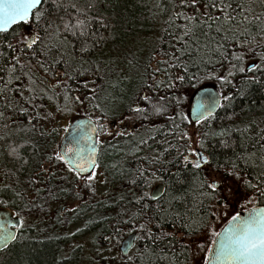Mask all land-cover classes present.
<instances>
[{"label": "snow or ice", "instance_id": "6c2138e0", "mask_svg": "<svg viewBox=\"0 0 264 264\" xmlns=\"http://www.w3.org/2000/svg\"><path fill=\"white\" fill-rule=\"evenodd\" d=\"M110 2L0 0V120L26 122L39 143L51 135L46 124L57 114L87 111L89 106L101 112L96 122L89 118L96 142L87 155L83 147L72 146L45 152L46 162L37 163L38 171L28 178L32 191L4 185L0 205L7 208L2 197L10 190L14 206L27 200L25 215L44 211L56 192L71 191L49 186L56 178L54 169L72 174L77 201L83 199L81 191L94 195L101 167L97 145L104 143L100 134L131 137L125 129L135 132L139 126L156 135L133 145L128 154L136 166L118 170L125 188L113 204L101 202L114 215L102 216L110 219L111 232L93 237L99 245L95 255L103 258L105 242L116 241L120 264H264V207L259 206L264 204V129L239 119L243 108L235 110L237 99L243 103L253 92L264 93V0H168V18L154 37L148 63L142 72L138 69L126 108L108 107L107 97L100 95L120 55L105 52L115 35L99 6ZM201 77L214 81L217 91H205L185 112V87H195L193 81L199 83ZM51 105L54 111H47ZM109 111H119L110 121L116 123L114 131L101 122ZM154 120L161 121L160 127ZM157 136L159 150L149 143H156ZM144 148L149 151L138 155ZM241 200L247 215L235 208ZM78 208L79 203L66 211L75 215ZM13 215L15 221L0 216L5 249L26 224L20 212ZM225 217L227 223L217 231L212 222ZM94 223L99 221L89 219L69 235ZM124 232L127 241L121 239ZM196 253L203 255L196 259Z\"/></svg>", "mask_w": 264, "mask_h": 264}, {"label": "trees", "instance_id": "16d2710c", "mask_svg": "<svg viewBox=\"0 0 264 264\" xmlns=\"http://www.w3.org/2000/svg\"><path fill=\"white\" fill-rule=\"evenodd\" d=\"M80 3L83 5L85 0H80ZM99 7V14L104 16L110 22V30L115 35V39L110 40L107 44L105 49V52L107 53L108 48H122L133 37H152L155 32L160 35V29L163 26L164 21L168 18L172 6L168 3V0H111L110 3L101 4ZM256 10L257 12L260 11L259 5ZM92 14L95 15L96 13ZM95 27L98 28V26ZM99 31L104 32L103 29H99ZM104 34L107 35L106 32H104ZM155 46L156 44L154 47ZM151 55L152 51L149 53L144 64H142V69L143 66L148 63ZM156 59H159V57L157 56ZM155 62V60L152 61L153 65H155ZM118 77L119 75L115 70L111 75L106 76L107 83H104L103 85L105 90L101 92L100 95L102 97L109 95V102H121L123 98V102L125 103V105L123 104V108H126L131 102V97L135 92L137 81L130 86L127 80H117ZM162 78L163 77H161V79ZM193 83L195 84V87H185L184 95L186 99L183 100L185 112H188L189 109L187 105L190 104L193 94L198 89L204 86L216 87L214 81L204 79L203 77H201L199 83H196L195 81H193ZM161 94H163V90L161 91ZM111 97H117L118 99L113 100L114 98L112 99ZM241 108L244 109L243 112H241ZM235 110L241 112L239 119H242L245 122L252 121L254 129H264V93L253 92L248 99L243 101V103L237 99L235 102ZM47 111H54V105L49 106ZM86 112L87 113L84 116H90L93 114L97 117V119H95L96 121L101 117V112L99 110L94 111L91 106L88 107ZM118 115L119 111H109L108 117L102 119L101 122L105 123L108 121H114ZM220 115H223L222 111H220ZM53 123L54 122L46 124L47 130ZM153 124L156 127H160L161 121L154 120ZM28 127L29 126L26 122L0 120V188L7 185V180L11 175L18 176L26 174L27 176L29 172H33V170L37 168V163H44L46 161L47 157L44 155V152H52L55 148V133L52 132V129L55 127L50 128L51 130L49 129L48 131L51 135L41 138L39 143H37L34 134L28 130ZM190 127L191 126H188V130ZM141 130L143 134L147 136L146 139H148L149 136L156 135L155 132L146 128ZM167 139L172 141L171 136H168ZM160 140L161 137L157 136L156 143H152L151 140H149V143L153 149L159 150L158 145ZM172 142L176 143V141ZM13 149H15V153L13 152ZM131 150L132 149H114L111 158L117 163V165L115 168L112 167L111 169L113 182L119 183L122 181L118 170L127 169L129 166L133 168L136 166L134 163V157L128 154ZM148 151L147 148H144L141 153H138V155H144ZM24 161H27V163H24ZM9 192L10 190L5 191L2 197L7 201V206L12 205L10 203L12 200L10 199ZM111 203L113 204V202ZM0 206L4 207L3 205ZM100 213H103L101 208L100 210L97 209L94 211L93 214L94 216H97ZM110 215H114L113 210L110 211ZM54 250L55 248L52 244H30L29 246L22 245L17 249L10 248L4 252H0V264H68L65 260H56ZM103 258L96 255L95 264H101L100 262L104 261ZM183 259L184 257H181V261H183ZM115 260L116 259L114 258L113 261H111L112 264H114L113 262H115Z\"/></svg>", "mask_w": 264, "mask_h": 264}, {"label": "flooded vegetation", "instance_id": "af4514ba", "mask_svg": "<svg viewBox=\"0 0 264 264\" xmlns=\"http://www.w3.org/2000/svg\"><path fill=\"white\" fill-rule=\"evenodd\" d=\"M81 117H89L96 122L93 114ZM108 123H110V121H108ZM111 125L116 126V123H111ZM63 136L64 134L59 135L58 138L55 137V148L52 152L47 151L48 154H52L54 151H60L59 148ZM141 137H144L145 139L147 138L145 135L138 136V139H132V137L113 138L100 134V138L104 143L98 145V158L101 167L98 169V175L96 177L98 182L94 183V195L89 190L81 191L80 195L83 199L77 201L74 193L77 192L78 189L75 181L72 179V174L63 169H54L56 172V178L50 182L49 186L54 187L59 185L62 188L70 187L71 191L66 193L56 192L57 198L49 201V204L45 206L44 211H33L31 215H25L22 209L23 203L27 202L26 199L23 202L17 200L19 206H14L12 202H10L12 205L7 206V208L0 206V208L10 210L13 214L20 212L21 217L26 221L22 234L19 235V238L15 243L11 242L10 248L17 249L22 245L29 246L30 244H52L55 248V258L58 261L65 260L68 264H87L85 260H90L91 257L94 260L96 256V248H98L99 245H94L93 237L98 238L101 233L107 234L111 232L110 219H102L104 214L110 216L111 209L102 207L101 202L105 206L112 204L111 202L118 199L122 189L125 188L123 180L119 183L112 181L111 169L113 165H117V163L111 158L112 153H114V149L116 148L132 149L133 145L139 141ZM34 171H38V169L36 168L33 172ZM33 172H29L27 176L26 174L18 176L11 175L7 180V185L10 189H16L23 192L25 188H28V191L31 192L32 189L28 187V178ZM41 180H44L43 176H41ZM68 182L71 183L69 184ZM153 187L156 188L158 185H154ZM105 193H107V196H105ZM9 194L10 197H12L11 191ZM37 203H43V199H38ZM77 203H79V208L75 215L66 211V209L74 207ZM100 208L103 213L94 216V211L97 209L100 210ZM13 218L16 219L14 215ZM89 219L99 221V223L89 225L88 228H84V231L81 233L69 235L70 232L75 233L76 228H83ZM59 221L65 222L61 223ZM127 238L128 234L127 232H124L121 239L125 241ZM76 245H80V247H75ZM8 249H4L1 252ZM129 254H131V252ZM120 255V245H118L116 241H113L112 245H108L105 242L103 255L104 261L100 263L112 264L111 261L115 258L116 260L113 263L120 264ZM93 264H95V261Z\"/></svg>", "mask_w": 264, "mask_h": 264}, {"label": "rangeland", "instance_id": "374dc122", "mask_svg": "<svg viewBox=\"0 0 264 264\" xmlns=\"http://www.w3.org/2000/svg\"><path fill=\"white\" fill-rule=\"evenodd\" d=\"M155 36H158V33H154V36H144V37H133L130 39V41L127 42L122 48L118 47H111L108 48V50H111L113 53L116 51L120 52L119 57L116 59V64L118 67H116L114 70L117 72L119 75L117 80H127L128 84L132 86L131 84L135 83L136 81L139 80L138 76V69L139 71L142 72V64H144L145 60L148 58L149 53L152 51L154 48V45L156 44V41L154 39ZM107 50V52H108ZM130 50V51H129ZM132 60V65L128 64V60ZM107 98V103L108 106L114 107V106H120V108H123L125 105L124 102H119V101H111L109 102V95H106ZM113 100L118 99L117 97H111ZM124 104V105H123ZM112 112V111H110ZM87 112L84 111L83 109H80L79 111H72L70 113H65V114H57L54 123L51 125L50 128H57L55 133V137L58 138L59 135L65 134L66 131H64L65 128L68 127L70 122L79 116H84ZM94 116V115H93ZM95 119H97L96 116H94ZM104 128L106 130H116V126H112L111 123L105 122L103 123ZM49 128V129H50ZM48 129V130H49ZM143 128L137 126L135 129V132H133L132 128L125 129L126 131L132 133V139H138V136L144 135L142 130ZM51 130V129H50ZM191 131V127L189 128ZM103 136H106L104 133H101ZM51 140V139H50ZM48 140V141H50ZM97 183L98 180H95L94 183ZM244 201L241 200L240 204L235 205V208L237 211H243L244 209L241 208V204H243ZM247 207H251V205H248ZM229 214H231V209H227ZM213 226L216 228L217 231H219L226 223H227V217L219 220H214ZM203 253H196V259H199ZM86 256V255H85ZM87 258V257H86ZM92 259V257H91ZM85 260L87 264H93L95 259L93 260ZM117 264V263H114Z\"/></svg>", "mask_w": 264, "mask_h": 264}, {"label": "water", "instance_id": "95a60500", "mask_svg": "<svg viewBox=\"0 0 264 264\" xmlns=\"http://www.w3.org/2000/svg\"><path fill=\"white\" fill-rule=\"evenodd\" d=\"M207 91L209 93H215L217 88L215 86H204L198 89L192 96L190 104L195 105L198 100L203 98L204 92ZM189 111V110H188ZM91 120L95 122L92 118ZM80 124V127H77V124ZM89 117H76L74 118L70 124L68 125V131L65 132L63 139L60 144L59 150L62 151L66 146L72 147H83L85 149V155L90 150V146L96 142V134H93L88 127ZM98 152V145H97ZM260 207H264V205H260ZM242 215H247L246 211H241ZM0 216L9 217L12 220H16L13 218V213L4 208H0ZM128 239V238H127ZM127 241V240H125ZM12 241H9V245ZM5 248L2 244H0V252Z\"/></svg>", "mask_w": 264, "mask_h": 264}]
</instances>
